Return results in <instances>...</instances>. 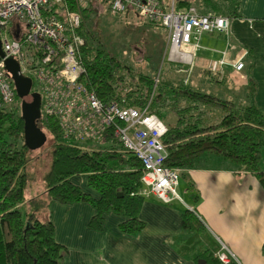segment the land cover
<instances>
[{"label": "trees", "instance_id": "trees-1", "mask_svg": "<svg viewBox=\"0 0 264 264\" xmlns=\"http://www.w3.org/2000/svg\"><path fill=\"white\" fill-rule=\"evenodd\" d=\"M102 1L110 3V0ZM161 2L166 6L171 3L169 0ZM174 5L179 11L197 5L202 15H227L231 19L241 17L237 10H233L237 9V1L179 0L174 1ZM70 8L82 14L78 33L85 40L80 50L86 73L81 80L105 102L124 99L127 105L140 109L149 104V112L157 114L168 126L163 137L168 154L167 166L182 171L190 169L203 154L214 152L256 174L264 188V169L261 165L264 111L255 106H238L183 80L174 84L162 77L165 62L158 82L155 74L158 65L154 67V74L141 70L136 73L134 67L100 44L93 32L87 29L86 25L91 22L90 12L94 10L92 4L81 8L70 0ZM141 17L152 25L164 27L159 20ZM173 66L182 68L181 65ZM205 73L212 75L211 70ZM21 102L17 95L16 104L0 109V264H62L65 248L56 241L51 216L46 218L44 214L54 201L62 204L90 202L96 209L90 222L95 229H102L106 215L115 212L124 216L120 224L122 232H141L146 226L140 218L146 200L140 193L143 164L135 154L124 148L113 128L103 141H117L120 149L87 151L63 137L56 118L42 115L38 125L52 133L55 143L50 168L44 175L46 192L27 200L29 147L25 144ZM202 107L221 109L224 115L216 123H206ZM169 114L175 115L176 121L168 120ZM83 174L88 175V187L92 192L84 191L72 180L74 176ZM26 204L31 205L30 212L24 211ZM182 226L187 233H193L185 244L186 248L203 247L195 255L197 263L204 259L205 264H235L232 260L224 262L220 259V245L207 234L195 212L189 209L182 212Z\"/></svg>", "mask_w": 264, "mask_h": 264}, {"label": "crops", "instance_id": "crops-1", "mask_svg": "<svg viewBox=\"0 0 264 264\" xmlns=\"http://www.w3.org/2000/svg\"><path fill=\"white\" fill-rule=\"evenodd\" d=\"M250 6L243 17L231 19L229 36L203 34L206 40L203 43L202 36L200 49L211 54H206L197 68L200 49L196 52L192 70H187L188 80L194 77L217 84L214 94L238 106L264 111V0H252L248 9ZM246 49V67L236 71L232 64ZM223 51L228 63L206 75ZM183 173L187 179L183 195L179 192L183 201L165 203L156 196L146 198L140 212L146 226L135 234L121 231L124 216L115 212L106 215L102 229L93 228L90 222L96 209L90 202H51L50 213L46 209L44 214L51 216L56 241L65 248L62 264H198L195 255L203 247L186 248L193 233L182 226L185 209L195 212L221 249L226 246L228 258L235 264H264V188L256 174L214 152L203 154ZM72 180L92 192L87 174Z\"/></svg>", "mask_w": 264, "mask_h": 264}, {"label": "built area", "instance_id": "built-area-1", "mask_svg": "<svg viewBox=\"0 0 264 264\" xmlns=\"http://www.w3.org/2000/svg\"><path fill=\"white\" fill-rule=\"evenodd\" d=\"M73 3L86 8L95 0ZM127 9L162 22L168 32L166 55L179 64L193 65L203 34H230L231 18L202 15L194 6L179 11L174 1L166 6L161 0H110L112 14ZM81 23L82 14L70 8V0H0V41L5 54L0 56V109L17 102L16 88L6 69V59L12 57L41 93L42 115L58 120L65 139L84 148L90 141L102 142L113 128L124 148L143 164L140 193L165 203L183 201L178 192L182 170L165 163L167 124L149 112V104L140 109L127 105L124 99L105 102L81 80L86 73L80 50L85 40L78 33ZM248 55L246 49L231 63L236 71L246 67ZM226 59L224 51L220 67L228 63ZM219 257L224 262L230 260L225 245Z\"/></svg>", "mask_w": 264, "mask_h": 264}, {"label": "rangeland", "instance_id": "rangeland-1", "mask_svg": "<svg viewBox=\"0 0 264 264\" xmlns=\"http://www.w3.org/2000/svg\"><path fill=\"white\" fill-rule=\"evenodd\" d=\"M235 1H237V9L234 8L233 10H237V12L241 14L242 17L246 11L252 8L250 6L248 9L250 1L252 0H241V3L240 0H225V2ZM170 2H172V0H169V3ZM92 5L94 10L90 12L91 17L89 22H91L86 25L87 29H90L93 32L94 36L98 38L100 44L105 45L109 50L113 51V53L120 56L125 63L134 67L136 73H139L141 70L145 73L154 74V67L158 65L157 71L155 73L158 76L160 75L163 66L162 64L165 62L162 77L170 79L174 84H177L179 81L183 80L185 83H191L194 87H197L205 92L214 93L213 90L217 89V84H209L207 81L201 82L200 79H195L194 77L191 78L192 81L188 80V72L192 70L190 65L179 64L168 59V56H166L168 53V32L163 26L150 24L146 19L142 18L139 13L134 11V9H127L125 12L112 14L109 10V4H106L102 0H98V2L95 1V3ZM194 7H196L200 13L198 6L196 5ZM203 37L204 43L206 40V35H203ZM197 53L198 55H196L197 57L195 59V66L197 68H201L203 62L205 61L206 54H211V52L202 48ZM221 58L211 65V71L216 73L218 72L219 68L223 67L219 66ZM173 65H181L182 68L176 69L173 68ZM215 65H218V67L215 68ZM33 90H36L35 85ZM203 108L205 111L204 116L207 120L206 123H216L220 121L224 115V111L221 109L209 110L208 107H202L201 109ZM168 120H171L172 122L176 121L175 115L169 114ZM46 134L47 141L43 146L36 149L29 148L27 152L29 161L26 165V172L28 174L26 197L28 201L35 196L45 194L44 191H46L44 175L50 168L52 149L55 143L52 133L46 131ZM120 148L121 146L119 142L111 140L106 142L90 141L84 146L83 149L87 151L105 149H113L117 151ZM262 155L263 157L261 165L264 169V148L262 150ZM214 163L216 164L217 161ZM180 183L181 186L179 187L178 192L183 195V188L187 183V179L183 174H181ZM184 197L188 202L190 198L186 195ZM49 207L50 205L47 207V210L50 213ZM31 210V205L26 204L24 211L30 212Z\"/></svg>", "mask_w": 264, "mask_h": 264}, {"label": "water", "instance_id": "water-1", "mask_svg": "<svg viewBox=\"0 0 264 264\" xmlns=\"http://www.w3.org/2000/svg\"><path fill=\"white\" fill-rule=\"evenodd\" d=\"M0 56L4 57L0 41ZM8 76L12 78L17 95L21 98V110L24 118L25 144L30 149L43 146L47 141V134L39 125L38 120L42 117V95L33 90V79L21 73L20 64L12 57L6 59ZM159 75L156 77V82ZM156 86V85H155ZM198 264H205V260H199Z\"/></svg>", "mask_w": 264, "mask_h": 264}]
</instances>
